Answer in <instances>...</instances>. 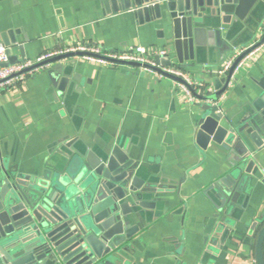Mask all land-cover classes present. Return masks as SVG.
<instances>
[{"label":"crops","instance_id":"0c3cea01","mask_svg":"<svg viewBox=\"0 0 264 264\" xmlns=\"http://www.w3.org/2000/svg\"><path fill=\"white\" fill-rule=\"evenodd\" d=\"M106 2L114 7L110 0H0V42L5 35L14 62L76 43L108 51L167 47L172 63L185 64L214 95L219 77L212 71L226 59L227 46L250 44L264 23V0H258L243 19L221 23L225 33L206 32L194 51L179 50L170 21H141L136 7L124 9L123 0L108 12ZM66 61H74L68 68L73 76L63 91L52 84L48 67L0 92V162L40 174L62 163L72 138L98 155L118 146L137 162L146 184L163 186L142 195L153 206L139 207L142 217L132 221L140 228L131 241L136 244L129 242L127 250L122 245L113 264H257L253 226L264 218V183L246 182L226 217L230 224L211 225L216 208L206 190L231 174L239 154L224 147L227 136L214 140L218 128L212 135L202 130L201 105L207 102L188 101L176 79L138 65L76 56ZM263 76L264 48L222 93L225 118L218 126L242 109Z\"/></svg>","mask_w":264,"mask_h":264},{"label":"water","instance_id":"95a60500","mask_svg":"<svg viewBox=\"0 0 264 264\" xmlns=\"http://www.w3.org/2000/svg\"><path fill=\"white\" fill-rule=\"evenodd\" d=\"M116 1L110 0L113 10L118 9ZM257 1L123 0V8L136 7L141 21L144 17L147 21H170L177 47L188 51L206 32L225 33L219 30L221 23L243 19ZM106 8L108 12L112 10L108 2ZM4 41L6 46L10 45L5 35ZM239 45H228L226 53ZM76 55L80 54H60L40 64L49 67L48 76L59 91L66 88L73 76L68 68L74 61L66 59ZM12 57L10 61L14 62ZM156 61L172 64L170 59L159 56ZM234 67L226 78L216 79V94L202 99H216L222 94L232 79ZM73 78L79 80L78 76ZM258 86L242 109L232 119L226 118L227 123L221 127L219 122L225 118L221 107L208 102L201 105L202 130L212 135L218 128L214 140L221 142L227 136L224 147L239 154L232 163L231 174L216 180L206 190L216 208L213 228L216 224H230L226 217L231 215L246 182L264 183V76ZM199 136L204 138L205 134L201 132ZM78 139L72 138L66 144L62 163H51L52 168L40 174L25 175L0 162V264H113L138 233L140 228L132 221L142 217L139 207L153 206L142 201V195L158 192L163 185L146 184L137 162L126 150L117 146L98 155ZM212 190L215 196L210 195ZM259 224L255 223L253 229ZM256 261L264 264V225L256 239Z\"/></svg>","mask_w":264,"mask_h":264},{"label":"built area","instance_id":"2783aa9c","mask_svg":"<svg viewBox=\"0 0 264 264\" xmlns=\"http://www.w3.org/2000/svg\"><path fill=\"white\" fill-rule=\"evenodd\" d=\"M264 23L258 30L253 42L247 45L234 47L227 55L224 62L215 68L212 73L219 78H226L233 69L232 81L248 64L253 62L263 51L264 42ZM65 53H76L77 58L98 64H123L137 63L148 72H155L160 76H170L178 81V85L183 90L188 101L204 100L211 104L219 105L222 101L220 94L216 99L202 97L211 96L214 91L211 86H206L203 82L192 77L183 68L176 64L162 65L156 61V57L170 59V51L167 47L148 48L145 46H134L126 50H104L100 46L91 43L66 44L59 50L46 51L33 59H23L16 62L10 61L9 47L0 42V92L8 90L20 81H23L27 75L39 72L47 65H40L45 61ZM228 85V86H229Z\"/></svg>","mask_w":264,"mask_h":264},{"label":"trees","instance_id":"16d2710c","mask_svg":"<svg viewBox=\"0 0 264 264\" xmlns=\"http://www.w3.org/2000/svg\"><path fill=\"white\" fill-rule=\"evenodd\" d=\"M264 225V219L260 220V224L258 225V228L256 229V236L259 233L260 229L262 228V226ZM256 246V245H255ZM256 248V247H255Z\"/></svg>","mask_w":264,"mask_h":264}]
</instances>
